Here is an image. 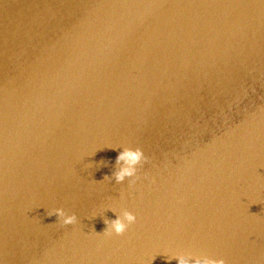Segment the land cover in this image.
Returning <instances> with one entry per match:
<instances>
[{"label":"water","instance_id":"95a60500","mask_svg":"<svg viewBox=\"0 0 264 264\" xmlns=\"http://www.w3.org/2000/svg\"><path fill=\"white\" fill-rule=\"evenodd\" d=\"M165 252L264 264V0H0V261Z\"/></svg>","mask_w":264,"mask_h":264},{"label":"clouds","instance_id":"9594fccd","mask_svg":"<svg viewBox=\"0 0 264 264\" xmlns=\"http://www.w3.org/2000/svg\"><path fill=\"white\" fill-rule=\"evenodd\" d=\"M113 149H120L115 158V166L111 176H105L106 180H114L117 184H122L125 180L132 184L136 179H139L138 172L140 167L147 162L143 150L139 147H111ZM115 214V219H105L106 225L103 230L104 235H121L127 228L136 222V216L133 212L114 207H110ZM49 215H55L61 225H74L77 223V216L75 214H67L63 208H55L49 212ZM95 217V214H94ZM168 260H176L177 264H226L223 258H213L206 254H193L191 252L185 253H163ZM154 258V257H153ZM152 258V259H153ZM0 264H3L0 261Z\"/></svg>","mask_w":264,"mask_h":264}]
</instances>
